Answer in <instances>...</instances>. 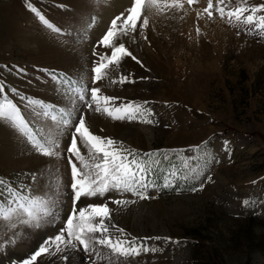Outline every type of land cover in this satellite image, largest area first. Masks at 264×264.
I'll return each mask as SVG.
<instances>
[{
  "label": "rangeland",
  "instance_id": "rangeland-1",
  "mask_svg": "<svg viewBox=\"0 0 264 264\" xmlns=\"http://www.w3.org/2000/svg\"><path fill=\"white\" fill-rule=\"evenodd\" d=\"M115 2L0 0V264L41 247L32 264H264V0H142L135 27V0ZM120 45L141 63L110 64ZM93 86L117 99L97 105ZM80 116L143 169V199L74 201L71 163L92 175L103 163L80 139L67 153ZM90 203L107 204L115 245L99 230L87 252L56 241Z\"/></svg>",
  "mask_w": 264,
  "mask_h": 264
},
{
  "label": "snow or ice",
  "instance_id": "snow-or-ice-1",
  "mask_svg": "<svg viewBox=\"0 0 264 264\" xmlns=\"http://www.w3.org/2000/svg\"><path fill=\"white\" fill-rule=\"evenodd\" d=\"M191 3L192 0H189ZM141 3L142 0H135V6H133L130 10V14L127 17L126 23L135 27L137 20L140 18L141 12ZM209 8H211V4H209ZM32 11H36V9H32ZM207 12L208 9H205ZM233 15L229 13V16ZM40 19H44L43 16ZM237 19L239 17L237 16ZM253 17L249 15L247 17V22H251ZM47 23V21H45ZM116 21L113 20V24ZM147 23V21H145ZM113 31L109 30L106 35L103 36L101 44L104 46H108L109 41L113 38ZM123 54L124 56H131L133 60H136L137 63H141L135 56H132L130 52H128L123 45L118 47H114L111 51V58L109 63H114L118 56ZM103 59V58H101ZM106 65L104 63H99V65L93 68V72L95 73V81H99L101 79L100 73L102 69H105ZM3 88L0 86V91ZM91 98L92 101L95 102L97 105L101 101L105 104L110 102H114L117 98L116 97H108V96H98V93L101 92V89L98 87H91ZM81 100L84 97H80ZM121 107L124 108H131V105H121L120 107H116L115 111L120 112ZM100 111L99 107L96 109ZM105 112L108 113L109 116H112V112L108 110V108L104 109ZM136 110H139V106L136 107ZM115 119H123V116L114 117ZM129 119L133 117L131 115L128 116ZM80 139L81 141L86 142L89 144L93 149L96 150L97 153L102 154L103 163L97 164L95 167L98 171L95 172L94 175L90 174L89 172H85L83 169L78 168L76 163H71V176H72V184L71 188L73 191V198L74 201L79 202L81 197H95L97 194L103 196L107 193L110 188L115 189H123L125 192H133L134 194L140 195L143 199L144 196L142 193L137 192L134 188V184H141L143 186L144 175L143 169L136 168L134 170V166L136 162L134 160H128L127 157L121 155L118 151H110L105 147L104 138L99 137L93 134L89 128L86 126V121L83 116L79 117V122L76 124L74 128V134L72 135L71 143L67 148V153L79 155V149L77 145V140ZM107 145H112L113 141L108 139L106 141ZM78 212L80 224L78 225L79 231L73 228L75 214ZM73 215L69 216L67 219V233L68 239L65 241L63 235H57L55 237L56 241H63L68 246L72 248H76L78 242L79 245H83V251H88V243L87 240L90 237H86V233H95L98 230H101L96 224L93 223L94 219L99 218L100 224L102 225L104 219L109 216V208L107 204H88L86 207H80L77 204V207L73 209ZM102 231L106 232L107 229L104 228ZM101 244H109L110 240H101ZM47 249L41 247L39 251H36L33 255H31L30 259H24L22 264H32L33 261H36L38 257L41 256V253L46 252Z\"/></svg>",
  "mask_w": 264,
  "mask_h": 264
},
{
  "label": "bare ground",
  "instance_id": "bare-ground-1",
  "mask_svg": "<svg viewBox=\"0 0 264 264\" xmlns=\"http://www.w3.org/2000/svg\"><path fill=\"white\" fill-rule=\"evenodd\" d=\"M162 2H165L166 0H161ZM131 2V0H116V2H115V5H116V7H120V6H122L124 3H130ZM135 3V2H134ZM163 4V3H162ZM133 5V4H132ZM101 227H104V226H101ZM103 238V237H102ZM102 240H104V239H102Z\"/></svg>",
  "mask_w": 264,
  "mask_h": 264
},
{
  "label": "water",
  "instance_id": "water-1",
  "mask_svg": "<svg viewBox=\"0 0 264 264\" xmlns=\"http://www.w3.org/2000/svg\"><path fill=\"white\" fill-rule=\"evenodd\" d=\"M100 226V229L99 232H100V236H104V240L107 239L108 240V237L106 235V232L102 231V229H104V227H101L102 225H99ZM110 243L114 244L115 245V240L113 239V237H111L110 239Z\"/></svg>",
  "mask_w": 264,
  "mask_h": 264
}]
</instances>
